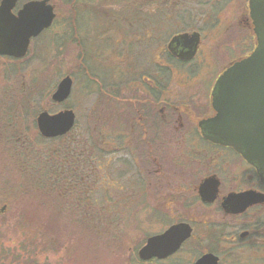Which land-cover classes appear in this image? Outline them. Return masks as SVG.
<instances>
[{
    "label": "flooded vegetation",
    "instance_id": "obj_1",
    "mask_svg": "<svg viewBox=\"0 0 264 264\" xmlns=\"http://www.w3.org/2000/svg\"><path fill=\"white\" fill-rule=\"evenodd\" d=\"M26 1L20 0L14 12ZM225 1L208 0L207 12L183 16L185 19L179 20L182 24L177 31L165 30L163 33L166 32V36L162 40L159 39L158 14L138 15L137 31H141L146 23L153 26V31L148 33L153 38L151 45H148L151 56L143 55L146 52L143 51L144 40L140 34L135 43L132 41L130 45L123 30V35L115 41V45H118L117 55L113 56L112 62H106L102 67L93 61L92 56L96 59L98 56L87 55L89 52L80 40L79 24L75 20L73 41L77 43L79 52L76 53L72 71L65 76L69 75L73 81L70 96L79 83L84 84V91L88 93L90 105L85 115L88 125L86 132L89 135L85 147L75 135L79 123L77 105H67L70 96L62 102L52 98L65 76L52 89L47 86L48 70L43 68L39 80L33 78L31 81L30 78L31 82H27V73L22 74V79V68L18 66L20 68L16 71L14 66L23 63L29 52L22 58L0 55L12 60L8 72L9 81L14 86L10 90V99H4L0 104V138L12 143V151L27 149L31 144L44 143L46 147L48 142L61 143V139L67 138L71 139V145L75 147L68 149L57 144L51 166L55 173L42 177L45 190L53 189L71 197V203H61L62 211L92 212L93 208H98L93 205L95 200L81 204L78 197L95 195L103 185L108 192L104 190L102 196L108 201L102 205L104 209H98L107 212L113 209L118 199L121 203L119 211L125 212L123 207L129 203V197L135 195L141 203L142 198L149 196L167 199L166 203L170 201L167 208H172L174 194H177V200H180L178 208L181 210L190 212L191 208L214 206L217 213L221 214V220H230V223L225 222V228H229L224 245L227 248L241 247L248 240L260 241V237L264 236V202L252 204L240 213L226 212L222 206L224 198L231 193L256 191L264 194V175L232 147L212 142L204 136L210 131L209 120L217 113L213 99L218 79L235 62L248 57L257 45L250 17V0L236 20V29L232 25H221ZM167 17L170 19V16ZM55 23L56 20L42 34ZM183 34L188 36L176 39ZM104 45L103 50L110 52V42L105 40ZM16 90L19 95L14 92ZM23 98L28 103H23ZM47 102H51L50 107ZM52 105L61 108L53 111ZM65 110H72L75 114L70 131L56 137L43 136L38 128V116L42 112L53 115ZM29 116L30 119L35 117L38 136L45 141L34 143L29 134L21 140L20 134L28 129L25 120ZM99 133L104 134V141L94 143V137ZM8 163L14 162L11 160ZM163 165L171 167L179 177H165ZM49 167L46 164V171ZM196 173H199L202 181L208 177H216L219 181L214 201L201 200L199 186L202 181H192ZM133 178L136 179V186L126 184V180L132 181ZM112 187L114 191L109 192ZM190 191L196 199L193 206L188 201ZM146 203L143 200V205H139L141 211L149 210L150 205ZM156 203L158 200L153 202L152 207H156ZM212 218L215 220L213 215ZM179 222L190 223L194 230V223L189 217Z\"/></svg>",
    "mask_w": 264,
    "mask_h": 264
},
{
    "label": "rangeland",
    "instance_id": "obj_2",
    "mask_svg": "<svg viewBox=\"0 0 264 264\" xmlns=\"http://www.w3.org/2000/svg\"><path fill=\"white\" fill-rule=\"evenodd\" d=\"M207 1L208 0H76L74 3L75 6H71L72 11H75V16H72L73 12H71L69 8V0H50V2L55 5L56 12L59 15L57 22L47 32L44 34L41 33L42 35L40 34L41 36L39 35L36 39L34 38L32 40L33 42L30 44L31 48L29 51V57L24 60L23 63L19 62V65L13 66L16 71H18V68H22L20 73V77H22V79V74L27 73L25 77V81L27 82H31L33 76L40 72L41 66L44 68H46V64L47 66H53L54 69H58L60 77L50 76L51 82L47 83V86H51V88L54 89L59 80H61L66 73L72 71L73 62L76 59V53L79 52V48H76L77 43L73 41L74 38H71L70 36L71 26L69 27L68 25V19H73L74 26L75 20H78L80 29L78 34L80 35V40L84 42L86 51L89 52H87V55H96L99 57L96 59L92 56L93 61L98 67H102L110 60L111 62L114 60L113 56L118 53V45H115V41L123 35V30L126 33L127 42L130 45L133 44L131 43L132 41L135 43L137 35L140 34L144 40L142 43L143 51L146 52L143 55L150 57L151 50L148 45H151L153 38L148 33L153 31V26L150 27L149 23H144L145 25L141 27V31H137L138 28L136 20L138 19V15H150L154 12L158 14L160 25L158 27L159 39L162 40L166 36V32L163 33L165 30L170 29L169 31L171 32L177 31L182 24L179 20L185 19L183 16H187L189 14H203L204 11L207 12ZM247 1L248 0H226L225 6L221 12V25H232L236 29V20L238 19L244 6H246ZM203 5L205 6L203 7ZM167 15L170 16V19ZM105 40L106 42H110V52L103 50L105 47ZM11 61L12 60L9 58L0 56V93L2 94L0 104L4 99H10V90L14 87L9 81L10 77L8 69L12 67L10 64ZM129 62L130 61H128V63ZM30 78L31 81L29 80ZM83 85V83H79L76 87H74V91L67 101V105L69 107H75V105H77L76 109L79 115L78 128L75 131L77 139L78 137L81 138L89 135V133L86 132L88 125L85 113L87 111L88 104L90 105V101L87 96L88 93L84 91L85 87ZM14 92L17 93L16 95H19L17 90ZM47 105L50 107L51 102H47ZM51 108L53 111H58L61 107L52 105ZM34 109L35 107H33L32 110ZM34 119L35 117L33 119H30V116L26 117V124H24L25 127H28V129H25L26 132H23L22 135L20 134V136H22L21 140L24 135L29 134L30 137L33 138L34 143H38V128L35 125ZM11 144L12 143H7L5 139L0 138V191H2L1 185H6V187H11L16 194L18 193L17 191H19L18 187L20 186L19 183L21 182L22 177L19 176V171L17 170L18 168H12V164L8 163L11 159L8 160L6 149H10L12 147ZM51 144L52 145H47L46 147H44V145H46L44 143L42 145L35 144V147L42 151V157L44 160L47 161L48 158L47 162L49 165H53L54 163V155L52 154L54 151L52 149L53 146L55 147L57 146L56 144L61 143L52 142ZM32 149V146H29L27 149L19 148V151L31 152ZM15 163L16 162H14V164ZM30 168L31 170L35 169L34 166H31ZM49 168H51V166ZM163 172L164 176L167 178L171 177V175L179 177L173 173L174 171L171 167H166V165H163ZM203 173L204 172L202 170L201 174ZM164 176L160 175V177ZM167 178L165 179L167 180ZM201 178L202 177L198 173L197 175H194V179L192 181L200 183L202 181ZM125 182L126 184L129 183L136 186L135 178H133L132 181L126 180ZM122 184L124 185V181H122ZM104 190H106L104 185L100 186L95 195L90 194L88 196L89 201L86 199L87 203L94 202L95 200L93 205L95 204L98 208L102 207V205L108 201L106 197L102 196ZM109 190V192L114 191L113 187L111 189L109 188ZM105 192H108V190ZM174 195V206L172 208H167L168 202L170 201L166 203L167 199H162L161 197H145L142 198V203L140 198H137L136 195L129 197L131 198L128 199L129 203L127 206L123 207L125 212L118 213L121 218L115 228L117 232H114V234L116 235L108 234L100 237L95 235L90 236V234L86 232V227L84 228L82 226V224L86 222V218H82V224H78V226H76V220H69L65 216H62L61 218L57 217L59 220L57 228L48 229L44 233L41 232L42 234H40L41 236L38 238L40 240L38 241L39 245L37 247L39 250V262L41 264H130L129 254H131L136 246L142 244L144 245L148 237L159 234L170 225L186 220L188 217L194 223V221H198L206 217L213 219V215L215 220H212V222L221 224L226 232L229 231V228H225V222L230 223V220H221V214L217 213L214 206L208 208L198 207L197 209L191 208L190 212L189 210H181L182 208H178L180 200H177V194ZM143 200L144 202H147L146 204L150 205L149 210H140L139 205H143ZM157 200L158 203H156V207H152L153 202H156ZM195 200L196 199L192 195V191H190L188 201L191 203V206L195 204ZM84 203L85 201L81 204ZM11 206L12 208H8V204L0 202V243L3 245L4 250L12 248L18 250L16 253H20L19 250L23 244H26L27 246L32 244L33 233L30 232V229L28 230L26 226H22L18 223L20 220L18 216L22 215L24 218H27V216L32 218L37 212H39L41 220H43L44 216L41 210L37 209L34 201H25V203L14 201L11 202ZM125 207H127L126 210ZM98 208H93L92 212L96 214L102 212L101 215H105L107 213V211H103ZM168 209L170 210L168 211ZM81 212L82 211L80 210H76L75 213L71 212V214L77 215ZM25 215L27 216L25 217ZM198 223L200 222L193 225L194 229L196 225H200ZM198 226L197 230L199 228ZM190 239L183 244L182 248L178 252L167 259L162 260L161 264H173V262L178 260L182 261V264H194L196 259L204 253L194 256V253H196L193 249L195 241L187 244ZM50 240H54V242L48 243ZM199 243L200 242H198V244ZM251 243L252 242L248 240L247 244L239 247V251L242 253L239 257L241 259L240 261H243V259L246 258L243 254L248 252L245 248ZM224 245L225 243H221L218 246V252L226 251L227 245L226 247ZM218 256L220 257L221 264H231V262L237 260L238 258L235 256Z\"/></svg>",
    "mask_w": 264,
    "mask_h": 264
},
{
    "label": "water",
    "instance_id": "obj_3",
    "mask_svg": "<svg viewBox=\"0 0 264 264\" xmlns=\"http://www.w3.org/2000/svg\"><path fill=\"white\" fill-rule=\"evenodd\" d=\"M20 0L0 1V55L22 58L29 52L32 40L54 23L57 13L50 0H28L14 12ZM250 17L254 25L257 45L246 58L235 62L218 79L213 105L216 116L211 118L210 131L204 136L215 143L235 149L259 173L264 175V0H250ZM183 34L176 39H184ZM73 81L68 75L58 84L52 98L66 100ZM75 114L72 110L57 114L42 112L37 118L40 133L46 137L66 134L73 127ZM219 181L216 177L205 178L199 186L203 202L216 199ZM257 202H264V194L256 191L231 193L224 198L226 212L240 213ZM193 227L188 222L170 225L159 234L147 238L138 250L143 261L164 260L178 252L190 239ZM246 233H243V235ZM194 264H221L214 252H206Z\"/></svg>",
    "mask_w": 264,
    "mask_h": 264
},
{
    "label": "trees",
    "instance_id": "obj_4",
    "mask_svg": "<svg viewBox=\"0 0 264 264\" xmlns=\"http://www.w3.org/2000/svg\"><path fill=\"white\" fill-rule=\"evenodd\" d=\"M76 0H69V8L71 12H73L72 16H75V11H72V5H74ZM59 16V15H58ZM57 16V18H58ZM57 18L55 19L57 22ZM68 25L71 26L70 29V36L71 38H74V34L76 32V29L74 27L73 19H68ZM81 25V22H80ZM80 32V29L78 30ZM70 40V39H69ZM72 40V39H71ZM67 41V40H66ZM64 43V41H63ZM62 43V44H63ZM43 53V52H42ZM44 54V53H43ZM29 57V55H28ZM27 57V58H28ZM25 58V60L27 59ZM44 67L41 66L40 72L36 73L33 78L35 80H39L41 77V70ZM46 70H48L47 79L50 83V76L60 77V74L58 72V69H54L53 66L46 64ZM56 70V71H55ZM39 76V77H38ZM54 84V83H53ZM48 85V84H47ZM51 88V86H50ZM23 103L27 102L26 98L22 99ZM34 102L33 100L31 101ZM38 104V103H37ZM104 134L99 133L96 134L94 137V143H97L98 141H104ZM31 140L34 142L33 138ZM80 142H83L85 147V144L87 143V136L84 137H78L77 139ZM90 140V138H89ZM45 141L43 137L38 136V143H41ZM61 144L63 145V148H75L73 145H71V139H61ZM55 143L57 141H54ZM59 142V141H58ZM37 143V142H36ZM68 143V144H67ZM35 144H31L33 146ZM48 146L52 145L51 142L47 143ZM57 145V144H56ZM31 152H21L19 150H7V156L8 159L12 160L13 162H16L15 164H12V168H18L19 176L22 177L21 182L19 183V191L15 194V191L12 190L10 187L2 186V191H0V202H3V204H8V208H12L11 202L19 201V203H25L34 201L36 203L37 209L41 210L43 213V220H41V216L39 215V212L35 213L34 217H28L24 218V216L19 215L20 218L19 224L22 226H26V228L30 232L33 233L32 236V244L27 246L26 244H23L20 247V253L16 249H8L4 250L3 245L0 243V264H41L39 262L38 258V245L40 241L38 238L41 236L40 234L44 233L48 229L57 228V225L59 224V220L57 217L65 216L69 220H76L77 225H81L83 219L86 218V222L82 224V226L86 229V232L91 235H95L97 237L108 235V234H114V232H117L115 230L118 221L120 220L121 216L118 213H121L119 211V208L121 206L120 199L117 200L116 204L114 205L113 209L110 210V212H107L105 215H101V213H94L89 211L81 212L77 215L71 214V212H65L60 209L61 203H66L69 201L72 202L71 197H66L64 194H61L60 192H57L53 189L45 190V187L43 185L42 177L43 175L46 177H49V175H54L55 170H51L49 168L47 171L44 169L46 167V164H48V158L47 161L44 160L42 157V151L33 146ZM57 148V146H53V150ZM55 151V150H54ZM53 151V155L54 152ZM96 151L98 152V147H96ZM51 154V155H52ZM52 155V157H53ZM6 156V154H5ZM55 156V155H54ZM28 161V162H26ZM14 166V167H13ZM31 166H34L35 169L31 170ZM52 166V165H50ZM12 190V191H11ZM88 197H78V200L83 203L86 202V199ZM101 209H104L102 207ZM73 213H75L73 211ZM33 214V213H32ZM75 216V217H74ZM74 222V221H73ZM197 222H200L199 226L196 225L191 239L187 242V244L193 243L195 241V244H193V249L196 251L194 253V256H198L199 254L205 253V252H214L221 256H235L238 257L237 260H234L231 262V264H264V236L260 237V241H252L249 246H246V250H248L247 253H244L243 255L248 256V258L243 259V261H240L239 258L242 254L239 251V247L234 248H227L226 251L218 252L217 248L221 243L226 244L225 238L228 236L226 235V231L219 223L212 222V219L209 217L203 218L200 221H194V224H197ZM202 222V223H201ZM197 226L199 227L197 230ZM27 232V231H26ZM42 232V233H41ZM38 233V234H37ZM116 235V234H114ZM54 240H50L48 243H53ZM198 242H200L198 244ZM143 245V244H142ZM142 245L136 246L131 254H129V261L130 264H161L162 260L158 259H152L150 261H143L138 256V250ZM253 251V252H250ZM249 253V254H248ZM25 256V257H24ZM257 257V258H256ZM173 264H182V261H175ZM191 264V263H190ZM225 264V263H224Z\"/></svg>",
    "mask_w": 264,
    "mask_h": 264
}]
</instances>
